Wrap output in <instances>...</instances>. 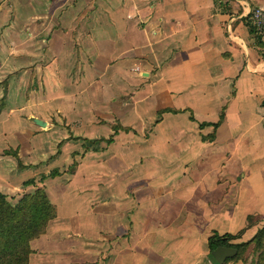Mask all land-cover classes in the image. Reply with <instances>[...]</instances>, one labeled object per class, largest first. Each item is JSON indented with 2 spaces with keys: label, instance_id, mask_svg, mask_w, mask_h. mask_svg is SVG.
Returning a JSON list of instances; mask_svg holds the SVG:
<instances>
[{
  "label": "crops",
  "instance_id": "crops-1",
  "mask_svg": "<svg viewBox=\"0 0 264 264\" xmlns=\"http://www.w3.org/2000/svg\"><path fill=\"white\" fill-rule=\"evenodd\" d=\"M36 1L35 12L26 9L12 20L10 11L0 21V70L12 73L7 90L0 89V138L14 137L12 145H0L16 151L0 156L8 157L7 168L0 159V191L25 188L45 174L36 166L46 154L40 146L65 136L62 119L78 135L107 138L112 129L95 119L99 112L118 113L129 129L113 133L92 160L102 161L110 148L131 161L119 172L124 188L103 182L89 197L80 188L52 189L56 214L29 241L26 264H77L70 258L78 250L95 264H130L128 253L132 264L141 258L143 264H207L213 231L242 228L240 239L250 237L264 217V31H252L248 11L264 8V0ZM26 73L27 82H20ZM30 80L35 86L27 88ZM162 107L190 111L157 113ZM220 111L214 130L198 127L197 121H216ZM65 141L51 162L68 156ZM173 155L174 185L155 181L160 160ZM56 168L48 177L61 175ZM19 170L26 173L17 176ZM150 193L158 203L142 208ZM247 214L260 220L247 226Z\"/></svg>",
  "mask_w": 264,
  "mask_h": 264
},
{
  "label": "rangeland",
  "instance_id": "rangeland-1",
  "mask_svg": "<svg viewBox=\"0 0 264 264\" xmlns=\"http://www.w3.org/2000/svg\"><path fill=\"white\" fill-rule=\"evenodd\" d=\"M0 8H1L0 11L2 10L0 12V21H2V23H4V20L6 19L5 16H6V14L9 15L10 11L12 12V18H11L12 20L20 18L22 11H27L26 9H31L35 12L37 9V1L36 0H30V2H28L26 0H0ZM17 16H20V17H17ZM19 24H20V22L18 23V25ZM4 26L5 25L3 24L2 27H4ZM0 32H3V31L0 30ZM14 36H15V34H14ZM17 36H21V34L18 33ZM11 74L12 73L10 71L5 72V74H4V71L2 69L0 70V89L2 91L7 90V87L9 84L8 79L10 78ZM26 78H27V73L24 76V79L21 80L20 82L25 83ZM14 83H16V82H14ZM31 84H34V86H35V82L33 81V83H32V80H30L27 88L28 87L31 88ZM176 99H177V97H176ZM182 101H185L184 97H182ZM3 104H4V92H3V95L0 96V109L3 106ZM114 113H115V115H112V117H111L110 114L106 113V115H105L104 113L102 114V112H99L97 115V118L95 120L98 123L107 124V127L109 126L111 129V125H113L115 123L119 124V122H122L121 119L119 120V118H120V117H118L119 114L116 112H114ZM105 117H107V118H105ZM59 125H60V129H61V131H60L61 134L65 135V136L58 137L56 140L54 139L53 144H51L50 142L49 143L44 142L40 147L42 148V150L46 154L44 155V157L42 159H40L38 162H36L37 165H36V163L32 164V165L38 166V168L40 170L41 169L44 170V172L46 174L49 170L54 168L55 167L54 165L56 164L57 165L56 167H58L62 171L61 175L60 176H54V177L46 176L44 178L40 177V175H39V177H37V175H36L35 177H37V178L35 179V182L33 181V184L24 185V186H26L25 188H18L17 190H15L16 188H10L9 190H11V191H6V192L1 191L2 193H4L6 199L9 200L10 202H12V203L15 202L17 200V198L23 192H30L36 187H42L46 196L48 197V199H49L50 195L53 196L52 195V191H53L52 189H55V188H57L59 190H63L65 188H80L83 191V193L89 197V196H91L90 191H92V188L94 191H96V188H97V190H98L97 192L100 193V188H105V187H101L104 184H105L104 186H106L108 188H124L125 187L124 183H123V175H120L119 172H120V169H122V166L124 164H127V163H129L128 161H131L130 159L121 160V158H119L115 153L111 154L112 151L109 148V150L107 149L108 151L105 152L107 154V157L102 159V161H99L96 159L92 160L93 157L100 155L101 151L108 148L107 146H108L109 142H106L104 140V138H106V137H102L101 136L102 133L100 135H96V136L90 137V138L78 135L77 132L73 131V129L69 130V126H68L69 124L66 125L64 123V119H62V122ZM91 129L99 130V131L101 130V128H96V127H92ZM57 132L60 133L59 130H55V134H57ZM107 132H108V128H107ZM110 133H111V131H110ZM55 134H54V137H56ZM58 135H60V134H58ZM97 136H101V137H97ZM118 136L124 137V138L135 137L130 132L127 134H123L120 131H119ZM64 140H66L67 142L65 141V145H64L63 149L67 151L68 156L66 158H63L61 161L57 160L56 162L55 161L51 162L52 159L53 160L56 159L58 153L60 152V146L62 145ZM72 141H74L75 143L74 144L71 143ZM13 142H14V137H12V136H6L5 139L0 138V143L5 144L6 146L12 145ZM0 146H1L0 147V156H2V155L5 156L4 155L5 153L3 151L6 149H4V147L2 145H0ZM110 147L113 148L114 145L110 146ZM129 148L132 149L131 146ZM10 150H14V149H10ZM215 150H218V148L216 146H215V148L212 147V151H215ZM208 151H209V149H204V151L202 153L207 154ZM98 152H100V153H98ZM74 154H77L78 157L75 160L74 159L71 160L69 158V156L72 157V155H74ZM175 158H177V155H173V156L169 157L167 161L160 160L161 166L159 167V172H157V174H156L155 181L158 180L157 179V177H158L159 179L162 180V182L165 185H168V184L174 185L173 179L177 180V178H178V175L173 177V175H175L178 172V167H177L178 162L174 161ZM0 159L6 162V159L8 160V157H0ZM73 161H74V163H73V165H71V163ZM5 162H2V165H5L4 167L7 168L8 161L6 163ZM147 163H149V162L147 161ZM199 163H200V161L197 162V164H199ZM166 164H168V165L166 166ZM52 166H54V167H52ZM130 168H131V166H130ZM25 173H26L25 171L19 170L18 172H16V175L18 176L19 174H25ZM100 173H102L103 176L100 175ZM190 173L192 174L194 172L191 171ZM223 174H224V171L221 170V175H223ZM10 176L12 178H14V173L11 172ZM0 178H1V174H0ZM170 179H172V180L170 181ZM238 179H239V175L236 174V181ZM103 182H104V184L101 185ZM132 187H133L132 184H131V186H128V188H132ZM114 193L122 196V194H120V191L117 192L116 189L114 190ZM81 194L82 193H79L78 196L81 197ZM92 198L93 197L89 198V200L87 201V205L92 200ZM113 198L116 199V196H114ZM99 199H100V197L98 199H96L94 202L98 201ZM142 199H143L142 200V203H143L142 208L143 207L145 208L147 203H152V204L154 202L158 203L156 193L147 194L146 197H142ZM113 202L114 201L110 200L108 203L111 205ZM95 208H99V206H96ZM258 219H259L258 216L255 215V217H253L251 220L259 221L260 219L259 220ZM96 222L100 223V219H97ZM262 223L263 222H261V224ZM79 227H81V225ZM74 231H76L75 228H74ZM75 235L77 236V238L83 237L82 234L77 235L75 233ZM99 238H101V237H99ZM72 239H73V237L70 238V241H66V242L72 243L73 242ZM246 239L247 238L240 239V236H238L236 238H228L227 241L234 243V242H239V241H243ZM95 242H97L96 243L97 250H100V240L98 239ZM76 243L78 245H80V244H83V241H82V239H77ZM86 244H88V243H86ZM158 244H160V242H158ZM254 251L255 250H253V247L251 246V244H249L242 251L240 259H237V258L230 259V260H227L225 262H222L221 264H243L241 258L245 259L246 262H249L250 260H253L256 256V253ZM99 255H100V253H99ZM94 258H93V256L88 255L86 253V251L78 250V253L77 254L75 253L74 256H72L70 259H73V261H75V263H77V264H95L96 260H94ZM97 258L99 259L100 256ZM98 259H97V261H98ZM141 259H142V264H143L144 258H141ZM210 260L211 259L209 257H206V263L207 264H214ZM125 261L132 264L134 261L133 255L131 253L126 254ZM139 264H141V263H139Z\"/></svg>",
  "mask_w": 264,
  "mask_h": 264
},
{
  "label": "trees",
  "instance_id": "trees-1",
  "mask_svg": "<svg viewBox=\"0 0 264 264\" xmlns=\"http://www.w3.org/2000/svg\"><path fill=\"white\" fill-rule=\"evenodd\" d=\"M252 31L256 35L261 33L257 31L250 24ZM188 109L174 108V107H162L157 110V113L162 111L177 112ZM189 110V109H188ZM190 111V110H189ZM188 117L194 120L191 112ZM223 112L220 111L216 121H197L199 128L204 125H211L214 130L221 122ZM112 133L105 138L106 142L112 140V135L118 129L128 130L126 126H122L118 123L111 125ZM203 137V136H202ZM206 137V135H205ZM208 139H212L213 132L207 135ZM6 153L16 155L14 150H4ZM74 161L71 163L73 165ZM58 173L56 167L48 171L47 174H40V177L53 176ZM25 182H32V179H26ZM56 214L55 205L48 199L42 187H36L30 192H23L15 202H10L6 199L4 193L0 191V264H26L28 260V254L31 251L29 241L43 233L48 221L52 219ZM255 215H246V225L249 226L255 220H251ZM262 224L255 229L249 238L239 242H228V238H236L241 235L242 228L234 233L224 232L218 234L213 231L206 239V246L208 248L207 255L214 264L217 263L210 253V250L216 245H229L236 249V252L231 257L226 258L223 262L230 259H240L241 253L251 244L256 256L253 260L246 262L242 259L243 264H264V217L262 218Z\"/></svg>",
  "mask_w": 264,
  "mask_h": 264
},
{
  "label": "water",
  "instance_id": "water-1",
  "mask_svg": "<svg viewBox=\"0 0 264 264\" xmlns=\"http://www.w3.org/2000/svg\"><path fill=\"white\" fill-rule=\"evenodd\" d=\"M33 122L42 126L45 124L44 120L33 117ZM236 252V249L229 245H216L214 248L210 250V253L214 257L217 263L223 262L226 258L231 257Z\"/></svg>",
  "mask_w": 264,
  "mask_h": 264
},
{
  "label": "built area",
  "instance_id": "built-area-1",
  "mask_svg": "<svg viewBox=\"0 0 264 264\" xmlns=\"http://www.w3.org/2000/svg\"><path fill=\"white\" fill-rule=\"evenodd\" d=\"M249 23L257 31H264V8L253 6L248 11Z\"/></svg>",
  "mask_w": 264,
  "mask_h": 264
}]
</instances>
